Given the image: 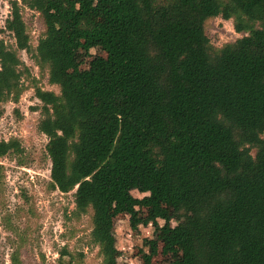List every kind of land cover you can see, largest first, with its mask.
Instances as JSON below:
<instances>
[{
    "label": "trees",
    "instance_id": "16d2710c",
    "mask_svg": "<svg viewBox=\"0 0 264 264\" xmlns=\"http://www.w3.org/2000/svg\"><path fill=\"white\" fill-rule=\"evenodd\" d=\"M95 3L115 13L111 25L92 24ZM24 8L45 28L35 47ZM217 17L242 37L214 46L207 27ZM4 31L16 48L0 38V118L31 79L25 51L59 88L34 87L51 188L75 190L77 214L91 212L103 264H118L115 218L158 204L147 221H167L163 256L264 264V0H12ZM83 41L105 53L87 71L75 61ZM22 151L17 139L0 141V161ZM141 184L149 196H133ZM174 216L182 226L168 224ZM158 246L149 241L144 264Z\"/></svg>",
    "mask_w": 264,
    "mask_h": 264
},
{
    "label": "rangeland",
    "instance_id": "374dc122",
    "mask_svg": "<svg viewBox=\"0 0 264 264\" xmlns=\"http://www.w3.org/2000/svg\"><path fill=\"white\" fill-rule=\"evenodd\" d=\"M11 1L0 0V30L5 29L11 14ZM93 6L96 9L91 7L87 13L92 24L111 25L115 13L102 4ZM23 16L35 47L45 30L43 21L38 13L28 8L23 9ZM207 35L216 47L242 37L235 31L232 20L220 17L209 22ZM0 38L16 48L9 32H1ZM18 54L32 76L24 80L26 90L19 101L3 105L4 113L0 118V141L17 139L23 148L21 153L8 154L0 161L4 168L0 186V264H103L99 247L91 239V212L77 214L75 190L65 194L53 190L50 185L53 161L47 155L49 139L38 130L42 103L36 98L34 87L55 92H59V88L48 82L47 73L41 71L30 54L25 51ZM103 56L105 53L100 46H90L83 41L76 51L75 61L82 71H87ZM65 79L71 80L69 73ZM112 95L120 94L115 91ZM127 108L130 110L131 105ZM114 171L120 181L123 176L120 163L115 164ZM132 194L143 198L149 196V191L141 184ZM160 206L137 207L135 215L127 212L115 218L113 234L118 264H144L142 253L148 252L150 240L159 243V255L154 264H182L180 253L166 256L161 253L164 240L160 228L167 221L162 218L147 221ZM168 224L182 226L183 219L174 216Z\"/></svg>",
    "mask_w": 264,
    "mask_h": 264
}]
</instances>
